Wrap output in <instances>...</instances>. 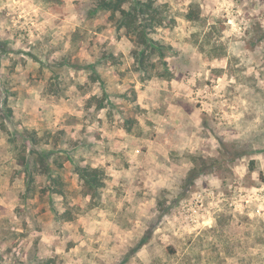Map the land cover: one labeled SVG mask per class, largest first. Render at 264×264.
Here are the masks:
<instances>
[{
	"label": "rangeland",
	"instance_id": "1",
	"mask_svg": "<svg viewBox=\"0 0 264 264\" xmlns=\"http://www.w3.org/2000/svg\"><path fill=\"white\" fill-rule=\"evenodd\" d=\"M152 1L145 71L94 0H0V264H264V0Z\"/></svg>",
	"mask_w": 264,
	"mask_h": 264
},
{
	"label": "trees",
	"instance_id": "2",
	"mask_svg": "<svg viewBox=\"0 0 264 264\" xmlns=\"http://www.w3.org/2000/svg\"><path fill=\"white\" fill-rule=\"evenodd\" d=\"M93 10L101 13H110L111 19L116 21V26L119 30H125L127 35L134 38V42L141 49L135 52V59L140 64L142 70L147 71V66L150 63L151 55L156 51V48L152 47L153 39L152 35L155 29L162 25V15L159 8L154 6L152 0H94ZM103 104L100 103L99 109H103ZM32 140V138H31ZM36 160H32V166H36ZM40 162L43 166H46L45 159L40 158ZM48 168V167H47ZM78 175L85 182V185L98 194L99 188L103 184L104 172L100 168H78ZM49 172V168L47 169ZM50 183L57 187H65L66 184L60 177L54 178L49 175ZM34 183V179H29V187ZM55 186V187H56ZM32 190V188H30ZM53 193H58L62 197L66 198V191L53 189ZM70 208L66 211L62 218L67 221H73L71 217ZM174 253V252H173Z\"/></svg>",
	"mask_w": 264,
	"mask_h": 264
}]
</instances>
